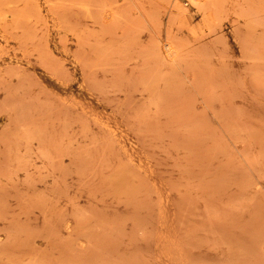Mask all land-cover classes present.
Returning <instances> with one entry per match:
<instances>
[{
  "label": "rangeland",
  "instance_id": "1",
  "mask_svg": "<svg viewBox=\"0 0 264 264\" xmlns=\"http://www.w3.org/2000/svg\"><path fill=\"white\" fill-rule=\"evenodd\" d=\"M86 1L0 0V264H264V0Z\"/></svg>",
  "mask_w": 264,
  "mask_h": 264
},
{
  "label": "bare ground",
  "instance_id": "2",
  "mask_svg": "<svg viewBox=\"0 0 264 264\" xmlns=\"http://www.w3.org/2000/svg\"><path fill=\"white\" fill-rule=\"evenodd\" d=\"M19 1V0H18ZM50 1V0H49ZM82 1H84V0H82ZM100 2H102L101 4H100V6H103L104 8H106L107 10L109 9V6H110V3H109V1H107V0H99ZM171 1V0H170ZM192 1H198V2H200L201 4H203L202 6H212L213 4H215V5H218V3L221 1V0H192ZM228 1V0H227ZM9 2V1H8ZM99 2V3H100ZM190 2H191V0H190ZM217 2V3H216ZM226 2V1H225ZM3 3V2H2ZM81 3V2H80ZM175 3V2H174ZM221 3H222V1H221ZM35 4V3H34ZM109 4V5H108ZM180 4V3H179ZM192 4H193V2H192ZM48 5H49V3H48ZM79 5V4H78ZM92 5L93 4H91V2L90 1H86V2H82L81 4H80V6L82 7V9L86 12V13H91L93 10H92ZM198 5H199V3H198ZM177 7V8H175V9H177V13H178V11H179V6L180 5H175V4H173V7ZM194 6H196V4L194 5ZM200 6V8H199V10L200 9H202V8H204V7H202L201 5H199ZM223 6V5H222ZM172 7V8H173ZM202 7V8H201ZM12 8V7H11ZM114 8V7H113ZM182 8V7H181ZM180 8V9H181ZM213 8H215V7H213ZM30 9V8H29ZM185 9V8H184ZM184 9H182V10H184ZM206 9V8H205ZM9 10H10V8H9ZM8 10V11H9ZM99 10V9H98ZM25 11V10H24ZM27 11V10H26ZM1 12V11H0ZM6 12H7V8H6ZM94 12V11H93ZM112 12H115V11H113V9H112ZM112 12H110V13H112ZM185 12V11H184ZM201 12V11H200ZM8 13V12H7ZM85 13V14H86ZM177 13H176V15H177ZM181 13V12H180ZM1 14V13H0ZM4 14V13H3ZM173 15V14H172ZM19 17V16H18ZM26 18V17H25ZM174 18H176V17H174ZM178 19V18H177ZM173 40V39H172ZM171 40V41H172ZM168 41V40H167ZM170 41V42H171ZM176 42V41H175ZM171 43H173V42H171ZM168 44V50L169 51H171V52H169L170 53V55H171V53H172V55L174 54V52H176L175 50V46H173V44ZM160 45V44H159ZM165 47V46H164ZM181 48V47H180ZM175 49V50H174ZM158 50V49H157ZM179 51V50H178ZM169 55V54H168ZM164 56V55H163ZM165 58V57H164ZM175 59H178V57L177 58H175ZM166 61V60H165ZM173 61H174V59H173Z\"/></svg>",
  "mask_w": 264,
  "mask_h": 264
}]
</instances>
